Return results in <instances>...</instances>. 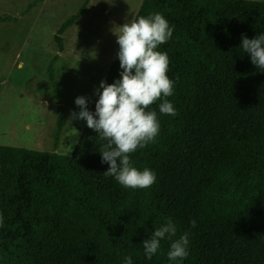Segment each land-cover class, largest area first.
Masks as SVG:
<instances>
[{
    "label": "trees",
    "instance_id": "16d2710c",
    "mask_svg": "<svg viewBox=\"0 0 264 264\" xmlns=\"http://www.w3.org/2000/svg\"><path fill=\"white\" fill-rule=\"evenodd\" d=\"M157 12L174 26L158 50L170 60L166 99L177 115L153 104L159 135L131 155L156 182L130 189L105 176L106 141L86 124L70 155L0 146V264H124L129 255L132 264H177L170 241L151 259L142 246L169 218L176 238L188 233L179 264H264V69L240 47L264 34V0H142L133 20ZM118 50L109 84L122 71ZM57 111L55 140L65 123Z\"/></svg>",
    "mask_w": 264,
    "mask_h": 264
},
{
    "label": "rangeland",
    "instance_id": "374dc122",
    "mask_svg": "<svg viewBox=\"0 0 264 264\" xmlns=\"http://www.w3.org/2000/svg\"><path fill=\"white\" fill-rule=\"evenodd\" d=\"M141 2L0 0V146L71 154L86 124H69L80 111L74 101L86 97L89 110L119 46L113 32L134 19ZM82 6V16L58 34ZM58 107L65 123L55 140Z\"/></svg>",
    "mask_w": 264,
    "mask_h": 264
},
{
    "label": "clouds",
    "instance_id": "9594fccd",
    "mask_svg": "<svg viewBox=\"0 0 264 264\" xmlns=\"http://www.w3.org/2000/svg\"><path fill=\"white\" fill-rule=\"evenodd\" d=\"M174 26L159 12L140 16L125 22L113 32L119 45L117 57L122 69L118 80L106 83L101 80L96 89L98 99L95 112L87 108L88 100L80 96L75 99L79 113L71 112V120L83 119L88 128L93 129L106 143L99 151L101 162L109 165L105 176L113 177L124 188L147 189L156 182V173L145 167L143 170L133 165L131 155L138 149L154 142L160 132V122L152 105L159 103V112L176 116L177 110L166 99L174 94V81L167 75L169 57L159 51L173 35ZM243 52L250 55L251 63L264 69V34L255 38L242 37ZM73 135L78 130L72 128ZM73 143L77 141L73 140ZM71 151V145H70ZM69 151V152H70ZM3 216L0 214V226ZM196 226V221H191ZM177 225L171 218L156 228L151 237L142 243L147 259H151L161 249V241H170L167 252L169 261L186 259L189 255L188 233L177 237ZM175 238V239H174ZM124 264H132L131 256L124 257Z\"/></svg>",
    "mask_w": 264,
    "mask_h": 264
}]
</instances>
